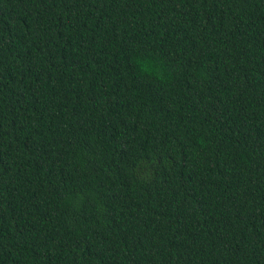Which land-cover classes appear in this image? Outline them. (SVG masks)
I'll list each match as a JSON object with an SVG mask.
<instances>
[{"label": "trees", "instance_id": "1", "mask_svg": "<svg viewBox=\"0 0 264 264\" xmlns=\"http://www.w3.org/2000/svg\"><path fill=\"white\" fill-rule=\"evenodd\" d=\"M0 264H264V0H0Z\"/></svg>", "mask_w": 264, "mask_h": 264}]
</instances>
